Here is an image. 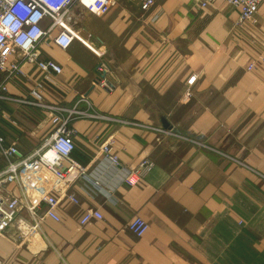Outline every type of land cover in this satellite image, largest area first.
Returning a JSON list of instances; mask_svg holds the SVG:
<instances>
[{
  "label": "crops",
  "instance_id": "obj_1",
  "mask_svg": "<svg viewBox=\"0 0 264 264\" xmlns=\"http://www.w3.org/2000/svg\"><path fill=\"white\" fill-rule=\"evenodd\" d=\"M142 1L106 0L100 14L74 6L89 47L41 44V58L61 67L55 85L43 83L41 104L30 93L40 72L12 50L8 61L23 75L0 74V136L27 155L51 133L54 108L73 109L71 157L86 176L67 184L41 171L43 179L24 183L26 194L9 187L24 204L52 192L60 220L45 217L26 236L10 226L0 234L3 264H264V3L238 28L224 0L207 8L153 0L146 11ZM98 66L104 77L95 84ZM96 135L119 168L92 146ZM142 158L154 168L125 186ZM88 209L102 219L80 226ZM17 215L35 224L25 209ZM134 217L148 224L141 237L127 228Z\"/></svg>",
  "mask_w": 264,
  "mask_h": 264
},
{
  "label": "built area",
  "instance_id": "obj_2",
  "mask_svg": "<svg viewBox=\"0 0 264 264\" xmlns=\"http://www.w3.org/2000/svg\"><path fill=\"white\" fill-rule=\"evenodd\" d=\"M226 4L238 11L236 26H246L257 13L259 6L264 0H224ZM214 0H197L201 8H207L213 4ZM79 5L84 11L100 14L106 9V0H0V74L4 73V80H9L16 76H22L20 64L16 61L9 62L8 58L12 50L19 53L20 59L36 66L41 74L42 80L30 91L31 96L41 104V88L43 83L55 85V75L61 73V67L53 60H43L41 58V44L51 43L60 50H67L73 42H79L86 46L76 31L78 15L74 12V6ZM153 5V0H143L141 10L146 11ZM90 49V48H89ZM92 50V49H90ZM100 66L97 72L101 73ZM196 76H191L187 80V85L191 86ZM103 78L99 81V83ZM7 92L5 82L0 84V97ZM186 96L190 92L186 91ZM65 109L54 108V113L50 116L49 124L51 133L42 144L27 155L21 154L13 145H6L0 136V234L6 232L10 226L26 236L31 230L37 228L40 220L47 217L55 222H59L57 215L58 198L52 192L41 193L38 198L27 200V204L21 202V198L14 196L10 192V186L20 185L26 194L27 184L32 181L41 180L43 177L39 172H46L56 182L72 183L78 178L86 176L83 166L75 162L71 154L74 150V138L76 130L71 126V116L75 110L63 116ZM163 137L177 136L172 129L163 130L150 128ZM179 137V136H178ZM187 141L188 139L185 138ZM199 145V143L189 140ZM92 146L98 153L108 161L110 166L119 168L121 162L113 151L108 140L96 135L92 141ZM155 164L149 158H142L136 167L128 168L123 175L122 182L125 186L132 187L142 178L152 171ZM36 186H39V182ZM33 183V184H35ZM97 184V182H95ZM29 186V185H28ZM31 188V187H30ZM67 200L77 204V199L72 195H67ZM40 204L44 205L43 215L38 214L37 209ZM25 209L34 221L33 226H28L24 220L18 217L19 210ZM92 219L101 220L100 213L94 210H86L79 220V225L84 226ZM127 228L135 236L141 237L148 229L146 221L139 217H134ZM0 264H3L0 258Z\"/></svg>",
  "mask_w": 264,
  "mask_h": 264
},
{
  "label": "water",
  "instance_id": "obj_3",
  "mask_svg": "<svg viewBox=\"0 0 264 264\" xmlns=\"http://www.w3.org/2000/svg\"><path fill=\"white\" fill-rule=\"evenodd\" d=\"M104 72H97V79L95 80V84L99 83V81L104 77Z\"/></svg>",
  "mask_w": 264,
  "mask_h": 264
}]
</instances>
